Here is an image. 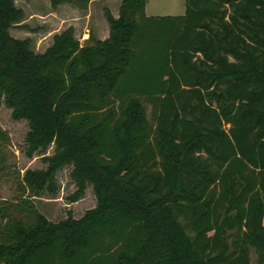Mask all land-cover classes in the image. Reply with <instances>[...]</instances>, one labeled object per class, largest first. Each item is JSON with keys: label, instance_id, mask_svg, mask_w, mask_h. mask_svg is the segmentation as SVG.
Masks as SVG:
<instances>
[{"label": "trees", "instance_id": "obj_1", "mask_svg": "<svg viewBox=\"0 0 264 264\" xmlns=\"http://www.w3.org/2000/svg\"><path fill=\"white\" fill-rule=\"evenodd\" d=\"M145 4L104 6V38L69 25L36 51L0 0V102L28 123L26 155L54 144L13 174L0 126L16 190L0 195V264H264V0ZM67 164L70 199L89 183L96 202L52 220L33 196Z\"/></svg>", "mask_w": 264, "mask_h": 264}, {"label": "rangeland", "instance_id": "obj_2", "mask_svg": "<svg viewBox=\"0 0 264 264\" xmlns=\"http://www.w3.org/2000/svg\"><path fill=\"white\" fill-rule=\"evenodd\" d=\"M24 15L20 21L10 26V33L17 37L29 36L36 51H43L52 41L54 32L72 25L75 35L80 39L86 31L95 34L101 33L104 25L102 12L94 11L88 20L84 16V9H74L69 3L64 7H52L49 0H15ZM185 10V0H146L147 14H182ZM104 14V13H103ZM83 42V41H82ZM0 126L7 132L8 141L4 147L9 170L23 172L27 167H44L43 156L51 154L54 144L51 143L45 150L34 151L31 156L25 154V133L28 130L26 119H15L11 115V108L3 101L0 102ZM71 164L64 165L56 172L57 189L54 193L42 190L33 196L40 212L52 220L67 216L70 212L74 217L80 216L84 210L95 204L96 198L91 184H87L84 194L77 200H71L70 194L76 189L74 180L70 176ZM15 185L11 176L0 174V195L14 197ZM255 251L250 249L252 262Z\"/></svg>", "mask_w": 264, "mask_h": 264}, {"label": "crops", "instance_id": "obj_3", "mask_svg": "<svg viewBox=\"0 0 264 264\" xmlns=\"http://www.w3.org/2000/svg\"><path fill=\"white\" fill-rule=\"evenodd\" d=\"M121 0H90L89 3H88V7L86 9H84V16L86 18H88V20L92 17V13L94 11L98 12H102V19H103V29L101 31V33L99 34H95V36H97L98 38H104L108 35L109 33V27H108V23L106 21V18L103 14V7L104 6H107L111 13L114 15V16H117L118 15V6H119V3H120ZM67 2H62V3H59L57 5V7H64ZM74 9H77L75 6H72ZM146 12V11H145ZM88 32L89 31H86L83 35H82V38H81V41H85L87 36H88Z\"/></svg>", "mask_w": 264, "mask_h": 264}]
</instances>
